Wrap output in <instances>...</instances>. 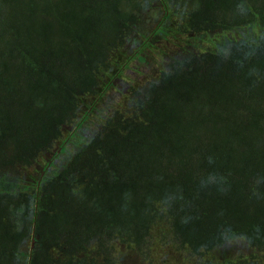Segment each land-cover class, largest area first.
I'll use <instances>...</instances> for the list:
<instances>
[{
  "label": "trees",
  "instance_id": "1",
  "mask_svg": "<svg viewBox=\"0 0 264 264\" xmlns=\"http://www.w3.org/2000/svg\"><path fill=\"white\" fill-rule=\"evenodd\" d=\"M205 34L140 86L113 67ZM120 244L264 264V0H0V264H119Z\"/></svg>",
  "mask_w": 264,
  "mask_h": 264
},
{
  "label": "rangeland",
  "instance_id": "2",
  "mask_svg": "<svg viewBox=\"0 0 264 264\" xmlns=\"http://www.w3.org/2000/svg\"><path fill=\"white\" fill-rule=\"evenodd\" d=\"M156 8H158V9H156ZM156 8L154 10H151V11L149 10L147 15L145 13V17H143L144 20L141 24V26L143 28H146V29L151 28L152 25H154V22L156 21V16L157 17L161 16L159 7L157 6ZM212 35L205 34L204 36L201 37L202 38L201 40H195L192 37L173 38L168 42H165L164 40H159L157 42V44H158V48L161 47V49L154 48V47L153 48L144 47V49H146V52L149 54V57L151 59V63L149 60L144 59V57L141 55L139 56L138 59H135L133 56L134 54H133L132 57H130L128 60H122L121 59L122 61H120L119 63H117V65H114L113 67L114 68H116V66L120 67L122 81H124V83L128 84V86H131V87L132 86H140L144 81L151 79L152 77H154L159 72L158 67L165 66V64L162 62V57H164L163 55L165 53H170V55H173L174 52L179 53L182 50L181 47L185 44L186 45L190 44L191 46H203L204 42L208 41L207 44L205 45V46H208L211 44V42L209 40H210ZM182 37H184V36H182ZM212 37L214 38L215 36H212ZM133 40H134V43L130 45V49L128 50L129 53L137 47L136 45L140 42L141 37L137 36ZM164 46H167V48ZM128 52L126 51V53H128ZM162 52H163V54H162ZM121 57L124 58L123 55H121L120 58ZM124 61H125V63L122 66H120V64L123 63ZM155 61H156V63L158 62V64H159L158 66L155 65ZM143 65L144 66L150 65V66L148 68H145ZM110 89L111 88L108 89L109 92L111 91ZM114 98H115V104H113L112 102L110 104V105H112L113 110L118 107L117 102H122L121 105H124V103H126L123 96H121V95L117 94ZM87 101L88 102L90 101V102H93L94 104H97L101 109H105L106 111L110 108V106L107 107L106 104L104 105L99 100H95V98L94 99L89 98V99H87ZM119 109H122V111H124V109L122 107H119ZM96 114L98 115V113H96ZM82 116H83V118H81ZM96 116L94 118L91 116L87 117V115H84L83 111H81L78 118L79 119L81 118V120L88 121L87 122L88 125H91L92 123L95 122L96 124L94 123L93 127L96 128L98 126V123H99L98 121L100 119ZM80 126H81V128H84V130L86 129L85 125L82 126V124H81ZM66 130H68V131H66ZM77 130L78 129H76V124H73L72 126H67V128H65V131L62 135L63 138L57 143L59 144L61 141H64V139H66L69 136L72 137V136L76 135ZM56 145L53 148H56L57 147ZM72 145H73V143H71L67 147H71ZM47 155H49L51 157V156H53V153L49 152ZM38 163L42 164L43 160L39 159ZM27 172L30 175L33 172V169L28 168ZM20 176H22V175H20ZM118 246H120V248H121V252L116 254V255H119V262H120L119 264H144V262H142V260H141V256L136 254V252H133L131 249H128L123 244H120ZM226 247H228V248H226L224 250H226V255L228 256V258H231L234 255H238V253L239 254H246V253L250 252V247L248 246L247 241H242L241 238L233 240L231 242V244H227ZM260 254L262 255L261 256L262 260H264V258H263L264 250ZM217 259L222 260L223 257L218 256ZM242 259H245V262H243L242 264H246V262H247V264H250L249 260H248L249 256H247V257L242 256V258L237 257L234 259V261L235 260H242ZM146 260L147 261H145V264H197L194 259H187V258L181 259V256L178 254H175V256H174L172 251H170V260L171 261L168 258H162V253L158 249H157V252L155 251L154 253L147 255ZM236 264H238V263H236Z\"/></svg>",
  "mask_w": 264,
  "mask_h": 264
},
{
  "label": "flooded vegetation",
  "instance_id": "3",
  "mask_svg": "<svg viewBox=\"0 0 264 264\" xmlns=\"http://www.w3.org/2000/svg\"><path fill=\"white\" fill-rule=\"evenodd\" d=\"M47 153H49V152H47Z\"/></svg>",
  "mask_w": 264,
  "mask_h": 264
}]
</instances>
